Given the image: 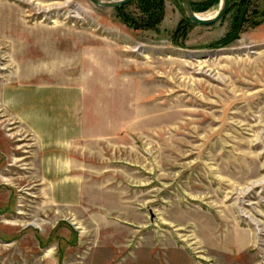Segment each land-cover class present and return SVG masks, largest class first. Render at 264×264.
<instances>
[{"label":"rangeland","instance_id":"rangeland-1","mask_svg":"<svg viewBox=\"0 0 264 264\" xmlns=\"http://www.w3.org/2000/svg\"><path fill=\"white\" fill-rule=\"evenodd\" d=\"M0 264H264V0H0Z\"/></svg>","mask_w":264,"mask_h":264},{"label":"water","instance_id":"water-1","mask_svg":"<svg viewBox=\"0 0 264 264\" xmlns=\"http://www.w3.org/2000/svg\"><path fill=\"white\" fill-rule=\"evenodd\" d=\"M93 4L97 6H103V7H117L120 5H124L127 3H130L134 0H89ZM182 7L188 17V19L194 23L202 24V25H210L217 21H219L222 16L227 11L229 0H221L219 9L217 10L216 14L211 18H200L197 16V13H195L191 7L189 0H180Z\"/></svg>","mask_w":264,"mask_h":264},{"label":"trees","instance_id":"trees-1","mask_svg":"<svg viewBox=\"0 0 264 264\" xmlns=\"http://www.w3.org/2000/svg\"><path fill=\"white\" fill-rule=\"evenodd\" d=\"M159 1H160V4L158 5V2H159ZM141 2L144 3V4L146 5L147 8H148V7H153V8L157 7V10H159L160 5L162 4V0H141ZM151 3H152L154 6H152Z\"/></svg>","mask_w":264,"mask_h":264},{"label":"bare ground","instance_id":"bare-ground-1","mask_svg":"<svg viewBox=\"0 0 264 264\" xmlns=\"http://www.w3.org/2000/svg\"><path fill=\"white\" fill-rule=\"evenodd\" d=\"M216 12H217V10L214 11V12H211V13H206V14H198L197 13V16L200 17V18H211V17H213L216 14Z\"/></svg>","mask_w":264,"mask_h":264}]
</instances>
